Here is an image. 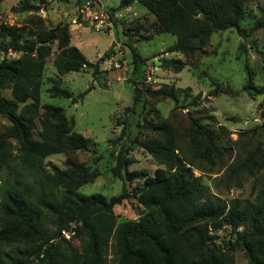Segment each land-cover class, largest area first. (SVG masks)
Masks as SVG:
<instances>
[{
	"label": "trees",
	"instance_id": "16d2710c",
	"mask_svg": "<svg viewBox=\"0 0 264 264\" xmlns=\"http://www.w3.org/2000/svg\"><path fill=\"white\" fill-rule=\"evenodd\" d=\"M132 1L105 7L111 21ZM134 1L154 17L157 33L174 37L165 52L177 56L164 57L160 66L175 72L190 66L196 54L205 51L214 32L235 30L240 37L237 58L241 59L248 47L256 48L254 32L264 29V18H255L249 26L242 24L249 0ZM17 7L18 12L38 9L31 0H21ZM38 20L30 37L23 24L0 21V53L21 51L18 57L0 58V113L10 121L0 129V264H108L105 252L110 244L113 264H234L236 250L243 251L246 264H264V153L258 144L252 146L245 132L228 143L227 130L208 127L191 113L185 117V126L171 118L160 120L150 126L152 135L143 140L138 129L131 144L143 148L159 166L152 175L144 168L128 171L131 159L120 151L114 174L124 182L143 181L131 191L124 185L121 193L109 198L78 191L93 180L95 171L69 157L66 168L44 170L47 156L87 150L95 143L74 130L73 118L61 106L44 102L41 92L75 103L85 92L74 94L61 75L93 67L96 76L100 70L70 44L69 22L49 25ZM32 21L28 16L24 25ZM54 42L56 73L51 76L45 74L46 57ZM127 45L137 78L129 82L133 103L143 106L147 97L169 98L174 108L180 107L179 94L187 89H152L144 84L142 71L148 62ZM242 62V90L250 97L261 95L259 105L264 104V84L256 85L252 70ZM4 88L9 90L8 97L1 95ZM214 164L222 171V187H215L219 192L193 173L194 169L210 173L213 169L207 165ZM249 177L257 185L252 199L220 196L221 189L240 187ZM131 197L137 217L117 222L113 207ZM223 224L242 229L226 243L219 242L216 231Z\"/></svg>",
	"mask_w": 264,
	"mask_h": 264
},
{
	"label": "rangeland",
	"instance_id": "374dc122",
	"mask_svg": "<svg viewBox=\"0 0 264 264\" xmlns=\"http://www.w3.org/2000/svg\"><path fill=\"white\" fill-rule=\"evenodd\" d=\"M21 0H3L0 3V21L5 23L12 21L13 24H23L26 35L30 37L29 31L36 30L35 26L40 23V18L46 20L49 25L57 22H70V15H77V21L84 25L82 32L81 49L85 57L92 63H97L99 81L93 74V67H86L84 71H71L62 75L65 86L74 94L85 92L83 98L75 105L69 99L60 97H49L42 91L41 99L44 102L61 106L67 115L75 120L74 130L85 137L90 138L95 145L87 150L71 151L68 155L54 153L44 160V170L53 171L54 168L64 169L68 166V157L74 163H82L95 171L92 181L82 184L78 191L83 194L99 193L109 198L121 193L123 186L131 191L139 187L143 179L133 182H124L122 178L114 174L116 156L122 151L125 158L131 159L126 170L144 168L152 175L159 164L140 146L131 144L137 130L141 135L139 140L152 135L150 126L164 118H171L174 123L185 126V117L191 113L193 117L207 125L218 129L224 128L232 143L239 137V132H245L252 146L258 144L264 153V104L259 105L261 95L250 97L242 90L245 81V70L242 60H245L253 73V82L256 85L264 84V29L260 28L253 34L256 40V48L248 47V50L241 59L237 58V46L240 37L233 29L214 32L211 35L205 51L196 54L190 66L183 67L179 72L160 66L164 57H173L175 53L165 52V48L174 37L170 34L157 33L153 27V16L149 15L146 9L139 5L134 8L135 15H125L112 20V30L94 31L92 26L83 19L78 12L80 0H31L38 9L32 12H18V4ZM120 0H106L108 6L116 5ZM83 4V2H82ZM64 9L66 16L61 15L59 19L56 14ZM264 0H249L246 8V18L242 24L249 26L255 18H264ZM69 12V13H68ZM69 15V16H68ZM143 15V16H142ZM31 17L32 23L24 25L26 18ZM55 17V18H54ZM117 18V19H116ZM126 34H124V32ZM112 43H114L113 46ZM117 43V45L115 44ZM135 48L146 62L155 66V83L149 85L152 89L162 86H173L177 90L187 89L179 94L180 107L174 108L173 101L169 98L147 97L143 106L140 102L133 103L132 91L129 82L137 81L132 71L130 49ZM135 44V46L133 45ZM52 53L46 57V75H52L54 49L56 43L51 44ZM111 48V52L117 58L124 61L122 66H128L123 74L122 82L111 78L116 69L106 64L104 51ZM3 53H0V57ZM102 54V55H101ZM101 56L104 59H100ZM157 61V64L155 62ZM110 74V75H109ZM92 78L93 87H90ZM97 79V78H96ZM110 82V86L106 84ZM101 82V84L99 83ZM44 88V87H43ZM1 95L9 96L8 89H2ZM10 125V121L0 113V129ZM38 127L36 126V129ZM35 129V131H36ZM225 140V139H224ZM14 142V140L12 141ZM231 159H228L229 161ZM213 169L210 173H203L194 169V175H201L202 182L209 185L211 190L219 192L215 187H222L220 179L222 171H217V165H207ZM264 170L262 171V173ZM41 174V172H40ZM49 189V187H48ZM257 185H254L252 178H245L240 187H231L228 190L221 189L220 196L228 200L233 197L252 199ZM55 194L59 193L54 191ZM135 200L127 198L119 205L113 207L116 221L123 218L134 219L137 210L133 207ZM127 209V211H126ZM228 225H221L217 229L219 242L226 243L228 239L235 236L236 230ZM67 236L69 232H65ZM75 245L78 242L74 240ZM108 264H113L112 245L110 244L105 252ZM234 264H246V257L242 250L234 252Z\"/></svg>",
	"mask_w": 264,
	"mask_h": 264
},
{
	"label": "built area",
	"instance_id": "2783aa9c",
	"mask_svg": "<svg viewBox=\"0 0 264 264\" xmlns=\"http://www.w3.org/2000/svg\"><path fill=\"white\" fill-rule=\"evenodd\" d=\"M79 13H81L83 19H85L90 26L95 31H103L105 28H107V31H110L112 28V21L110 19V15L107 12L106 8L97 0H85L83 1V4H81V8L79 10ZM73 22L77 23L76 20L77 15L73 16ZM8 24H13L12 21L7 22ZM21 53V51L16 50H8L6 53L1 55L0 58H15L18 57V55ZM106 64L109 66H113L115 68L122 67V63L124 61L120 60V58H117L113 53L109 54L105 58ZM154 71L155 66L151 63L146 64L143 67L142 76H143V83L146 85H151L155 83V77H154ZM127 211V209H126ZM136 216L134 217V219ZM64 235L68 237L65 232Z\"/></svg>",
	"mask_w": 264,
	"mask_h": 264
},
{
	"label": "crops",
	"instance_id": "0c3cea01",
	"mask_svg": "<svg viewBox=\"0 0 264 264\" xmlns=\"http://www.w3.org/2000/svg\"><path fill=\"white\" fill-rule=\"evenodd\" d=\"M68 1H72V0H68ZM97 1H99L104 7H113V6H116V5H112V6H108V5H106L105 4V2H106V0H97ZM136 4H138L136 1H132L127 7H125V8H123V9H121V10H119V11H117L116 13H115V17H117V18H120V17H122V16H124L125 17V15H128V17H132V15H135L136 13H135V11H134V8H138V6L136 5ZM139 9V8H138ZM140 10V9H139ZM141 11V10H140ZM66 12L67 11H65L63 8L61 9V10H59L58 11V13L56 14V17H58L59 19L61 18V15H63L64 17L67 15L66 14ZM69 13V12H68ZM143 13H148V12H143L142 11V14ZM149 14V13H148ZM149 15H151V14H149ZM69 16V15H68ZM143 16V15H142ZM55 18V17H54ZM70 22H69V29H70V44H72V45H74V46H76L82 53H83V51H82V49H81V42H82V39H81V36H82V32H83V29L85 28V26L84 25H81V23H79V22H77V23H74L73 22V18L74 17H72V14L70 15ZM116 18V19H117ZM153 19H154V17H153ZM112 25H113V23H112ZM112 30V29H111ZM110 30V31H111ZM95 31V30H94ZM116 45H117V43H115ZM134 46H135V44H133ZM109 50V49H108ZM108 50H106V51H108ZM106 51H104V52H106ZM83 55H84V53H83ZM102 55V54H101ZM101 55H100V57H101ZM85 56V55H84ZM86 58V57H85ZM87 59V58H86ZM101 59V58H100ZM88 60V59H87ZM105 60V59H104ZM88 61H90V60H88ZM91 62V61H90ZM155 64H157V61L155 62ZM54 67V66H53ZM128 68V66L126 65V66H122V67H120V69H116L115 70V73H113V74H111L112 76H111V78H113V79H115V81H117V82H122L123 81V79H124V75L123 74H125V71L126 70H128L127 69ZM84 70H86V69H84ZM84 70H81V71H84ZM52 75H54L55 73H56V71H55V68H54V70H52ZM51 75V74H50ZM51 75V76H52ZM110 75V74H109ZM62 76V75H61ZM99 75H96V78H94L93 80L95 81V80H100L99 78ZM62 78V77H61ZM63 80V79H62ZM64 81V80H63ZM110 80L109 81H107L106 82V84L107 85H109L110 84ZM100 84H101V82H99ZM65 84V83H64ZM90 84H92V78H91V83ZM93 84H94V82H93ZM93 84L90 86V87H88V88H91V87H93ZM110 86V85H109ZM131 91H132V89H131ZM79 101V100H78ZM77 101V102H78ZM77 102H75V103H72V104H76ZM65 111V110H64ZM66 113V112H65ZM67 115V114H66ZM67 116H69V115H67ZM69 117H72V116H69ZM73 118V117H72ZM73 120H74V118H73ZM74 126H75V120H74Z\"/></svg>",
	"mask_w": 264,
	"mask_h": 264
},
{
	"label": "water",
	"instance_id": "95a60500",
	"mask_svg": "<svg viewBox=\"0 0 264 264\" xmlns=\"http://www.w3.org/2000/svg\"><path fill=\"white\" fill-rule=\"evenodd\" d=\"M114 45V43H112V45L111 46H113ZM108 51H111V48H109V50ZM95 68H97V63H95Z\"/></svg>",
	"mask_w": 264,
	"mask_h": 264
}]
</instances>
